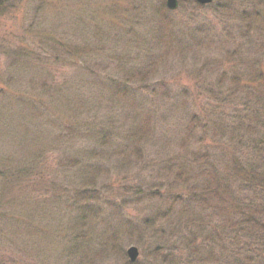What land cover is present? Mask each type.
<instances>
[{"label": "rangeland", "instance_id": "obj_1", "mask_svg": "<svg viewBox=\"0 0 264 264\" xmlns=\"http://www.w3.org/2000/svg\"><path fill=\"white\" fill-rule=\"evenodd\" d=\"M167 1L0 0V264H167L190 257L188 214L210 216L218 206L215 200L205 212L198 204L193 213L186 208L198 203L188 192L213 183L212 172L203 176L211 167L194 158L207 155L214 172L228 177L231 141L220 136L222 122L192 131L188 119L197 114L204 127L203 112L216 113L205 109L210 97L203 93L221 79L211 60H246L226 71L251 74L247 65L264 45L255 30L264 0H178L174 11ZM131 134L143 142L142 158L132 149L128 159L116 153L132 143ZM11 163L43 173L7 186L3 173ZM88 165L97 179L85 197L79 168ZM90 210L94 217L83 223ZM80 226L91 238L90 259H81ZM132 248L139 251L133 262Z\"/></svg>", "mask_w": 264, "mask_h": 264}, {"label": "trees", "instance_id": "obj_2", "mask_svg": "<svg viewBox=\"0 0 264 264\" xmlns=\"http://www.w3.org/2000/svg\"><path fill=\"white\" fill-rule=\"evenodd\" d=\"M188 4L197 5L194 1L188 2ZM3 8V4L0 3V13ZM164 8L163 11L166 10V6ZM246 14L248 13H245L244 17ZM256 16L255 30L257 33L264 35V13L257 11ZM250 19H246V21ZM246 24L249 25L247 22ZM180 47L184 51H189L191 48L190 44H188L189 49H186L185 45H180ZM257 50L262 53L260 57H254L251 63L247 65V67L251 66L249 68L251 71L249 76L226 71V67H232L233 70L234 67L240 66V63L246 62V60H240L234 65L224 59L222 61L211 60L214 63V67L217 70H221L223 74L219 72V77L221 78L219 83L208 85L207 88H204L203 93L210 97L205 109H209L211 106L216 113L203 112L204 127H202L198 115L194 113L190 116L188 122L192 126L193 124L195 125L193 129L190 128L192 131L200 128L207 130L211 126L219 127L218 122L223 123L220 126L222 128L220 136L222 138L229 136L231 141L229 151L226 150L227 155L230 156L229 176L225 177L215 173L214 169L216 167L209 162L207 155H200L199 152L200 158L195 156L194 160L196 159L197 161L193 163H198V160L200 162L205 161L206 165H208L207 168L211 167V169H205L203 176L212 172L213 183H209L211 185L207 184L204 189L206 191H202V193L197 194L198 192H196V195H192L195 191L188 192L187 196L191 200L196 199L195 202L198 203H185L186 208L189 213H193V206L198 204L205 212L207 206H211L210 202L216 200L215 202L218 203V206L213 207L216 214L210 216L199 215L196 219H192V216L188 214L189 218L186 219L183 232L186 239L190 241L188 243L191 246V250H188L190 257L187 260L182 258L183 261L180 258L169 257V261L165 262L167 264H198L201 262L200 259L203 261L201 264H212L213 262L215 264H264V45ZM235 54L237 55L238 53L236 52ZM252 64L255 66L253 67ZM228 74L231 75L227 78ZM141 75V78L146 79L143 72H141ZM127 77V81H130V78H134L133 76ZM243 79L246 80L245 86H241ZM141 80L140 83L142 84L148 82L143 81V83ZM227 81L231 82V87L225 90ZM228 106H233V108H230L233 112L231 116L224 110ZM155 116L157 115L155 114ZM156 129V127L153 130L149 128L150 137L156 133ZM149 130L143 131L145 136H147L146 134ZM186 133L194 135L190 131ZM107 135L102 136L101 140L103 142L109 141ZM190 135H186V137ZM129 138H131L132 143L125 146V151L116 153L124 155L127 154L126 152L129 149H132L130 155L133 153L138 158H142L141 155L143 153H141L140 145L143 142H139L135 136L133 140L132 134L129 135ZM99 155V153H96V156L90 155L91 161L99 159ZM128 156L127 154L126 159L129 158ZM28 166L24 163L18 165L11 163L7 169L9 171L3 173L7 186L22 185L24 181H28L31 178L32 180L33 178L36 179L43 173L35 171V169ZM95 168L92 165L79 168L82 174V181H79V184L82 186L81 190H84L83 195L85 197L91 196L87 188L89 186L92 188V184L97 179V175H93L89 171L93 172ZM229 182H231V186ZM91 190H94V188ZM70 195L69 199L72 201ZM84 201L94 202L95 199L80 198L78 202ZM91 208L89 207V209ZM224 210L227 211L224 213ZM87 213L80 218L83 223L87 222L89 215L91 216V210ZM224 216H226L225 219ZM83 223L80 222V224ZM86 230L85 227L80 226L79 233L76 236V241H83L81 249L82 260L90 259L91 254V252L85 251L90 245L91 239L88 232L85 233ZM82 235H86V238L82 239ZM87 236L89 240H87ZM215 246L217 254L213 256L212 250ZM75 255L78 256L77 254Z\"/></svg>", "mask_w": 264, "mask_h": 264}, {"label": "water", "instance_id": "obj_3", "mask_svg": "<svg viewBox=\"0 0 264 264\" xmlns=\"http://www.w3.org/2000/svg\"><path fill=\"white\" fill-rule=\"evenodd\" d=\"M196 2L203 4V5H207L210 4L211 2H213L214 0H195ZM167 6L171 9V10H176L177 8H179V1L178 0H168L167 1ZM129 256L131 261H136V259L139 256V251L136 248H132L129 251Z\"/></svg>", "mask_w": 264, "mask_h": 264}]
</instances>
